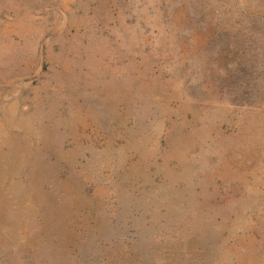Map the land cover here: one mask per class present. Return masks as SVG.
I'll list each match as a JSON object with an SVG mask.
<instances>
[{"label":"rangeland","instance_id":"rangeland-1","mask_svg":"<svg viewBox=\"0 0 264 264\" xmlns=\"http://www.w3.org/2000/svg\"><path fill=\"white\" fill-rule=\"evenodd\" d=\"M0 264H264V0H0Z\"/></svg>","mask_w":264,"mask_h":264}]
</instances>
